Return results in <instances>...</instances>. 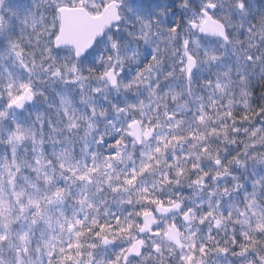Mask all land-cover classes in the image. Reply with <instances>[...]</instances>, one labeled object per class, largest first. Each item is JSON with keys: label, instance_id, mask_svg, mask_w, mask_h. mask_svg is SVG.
Masks as SVG:
<instances>
[{"label": "snow or ice", "instance_id": "obj_1", "mask_svg": "<svg viewBox=\"0 0 264 264\" xmlns=\"http://www.w3.org/2000/svg\"><path fill=\"white\" fill-rule=\"evenodd\" d=\"M0 264H264V0H0Z\"/></svg>", "mask_w": 264, "mask_h": 264}, {"label": "clouds", "instance_id": "obj_2", "mask_svg": "<svg viewBox=\"0 0 264 264\" xmlns=\"http://www.w3.org/2000/svg\"><path fill=\"white\" fill-rule=\"evenodd\" d=\"M238 22V21H237ZM237 22H234V23H237Z\"/></svg>", "mask_w": 264, "mask_h": 264}]
</instances>
